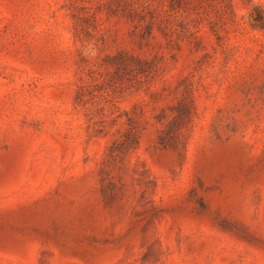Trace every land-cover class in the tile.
Returning <instances> with one entry per match:
<instances>
[{
  "label": "rangeland",
  "instance_id": "374dc122",
  "mask_svg": "<svg viewBox=\"0 0 264 264\" xmlns=\"http://www.w3.org/2000/svg\"><path fill=\"white\" fill-rule=\"evenodd\" d=\"M0 264H264V0H0Z\"/></svg>",
  "mask_w": 264,
  "mask_h": 264
}]
</instances>
